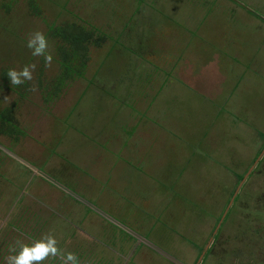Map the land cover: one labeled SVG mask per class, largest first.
<instances>
[{
  "label": "rangeland",
  "instance_id": "obj_1",
  "mask_svg": "<svg viewBox=\"0 0 264 264\" xmlns=\"http://www.w3.org/2000/svg\"><path fill=\"white\" fill-rule=\"evenodd\" d=\"M65 24L101 38L85 44L79 77L63 75L60 53L67 47L52 31ZM36 31L47 38L50 63L26 46ZM33 64L31 81L11 84L9 69ZM53 85L56 95L46 97ZM7 110L19 133L0 134V191L26 183L36 200L22 198L27 210L7 216L11 201L0 195V264L16 241L31 244L47 234L79 264H264L235 241L240 226L253 223L244 213L254 216L255 196L264 192V0H0V113ZM67 113L74 132L90 130L89 148L98 145L97 158L92 152L99 170L108 168L105 176L115 159L139 158V149L155 154L161 133L165 152L157 156L169 175L160 198L137 202L143 214L133 208L114 217L165 255L112 226L108 217L117 219L82 199L71 203L30 181L25 173L35 172L4 152L8 147L29 161L48 159L54 153L43 147L55 136L47 133ZM173 139L181 146L171 152ZM57 153L65 154L55 150L53 164ZM149 161L153 175L161 163ZM106 177V187L118 186ZM248 191L242 210L240 197ZM83 194L102 210L111 202L92 190ZM43 264L59 261L49 257Z\"/></svg>",
  "mask_w": 264,
  "mask_h": 264
},
{
  "label": "crops",
  "instance_id": "obj_2",
  "mask_svg": "<svg viewBox=\"0 0 264 264\" xmlns=\"http://www.w3.org/2000/svg\"><path fill=\"white\" fill-rule=\"evenodd\" d=\"M119 67V66H117ZM191 70V69H190ZM182 81V80H181ZM60 85V84H59ZM58 85V86H59ZM148 88L145 85V90L148 91ZM56 87L55 85L51 86V88L46 91V97L48 95L55 96L56 95ZM99 99V98H98ZM47 100V98H45ZM104 101V98L102 99ZM104 110V108H103ZM2 112V111H1ZM68 113L64 116L62 115V118L64 121H55L54 129L52 132H49L47 134H51V139L53 138L52 143L47 145V147H43L45 154L49 155L48 159H45L43 156H41V160L37 161V158H35L33 161H29L26 159H23L21 157L15 156L10 148L4 147V152L6 155L12 157L17 161V163L21 164L23 168H26L28 170L34 171L33 175L28 177L27 172L25 173L27 176L26 178L30 181L32 180H38L42 184L47 185V189H53L56 193H61L63 197L67 198L72 203V197H74V200H79L83 203L85 201L89 207L98 209L102 215H110L112 218L115 215H121L126 213H133V208H137L136 213L143 214L142 211L138 210V205L136 204L139 202L142 204L146 199L150 198H160L163 183L166 181V177L169 175V171L167 170V162L162 159L159 155L162 151L165 152V149L162 145V142H159L162 137L161 133L159 134L158 128L154 125V123H151L150 127H154L155 131L159 134L158 136V143L154 144V149H151L154 151L155 154H150L148 150L146 149H139L137 152H139V158H136V153L131 156L132 158L128 160L127 159H115V161L112 162L110 174L106 175L115 178V183H117L116 186H111V188L106 187L105 184H109V178L106 177L104 174L108 172V168L104 167L103 169L100 168L102 175L99 173V159H96L99 154V147L96 143H91L92 148H89L88 137H91L90 130L88 129L85 133H77L73 131V124L71 123V120L66 118ZM11 116V115H10ZM104 116V115H103ZM101 115V118L103 117ZM50 117H48V121L51 123ZM107 118L105 117L103 122H106ZM99 120L97 121V124L95 125V131L96 127L98 129ZM98 125V126H97ZM57 126L59 129L56 131ZM15 130L19 133V130ZM92 133V131H91ZM3 135V134H1ZM5 136V135H3ZM9 137V136H6ZM149 137V134L147 136V139ZM96 139V138H95ZM175 140V139H173ZM173 143L171 147V152H174V150H178V147L181 146L180 142ZM63 151L65 154L57 153L56 159L57 162L55 164L51 161V156H55V150ZM167 149V148H166ZM96 150V151H95ZM92 151H95L96 158L94 157ZM150 151V150H149ZM159 159V163H161V168H156V172L153 171V175H151L152 171H150L148 162L151 158ZM161 158V159H160ZM117 161V162H116ZM181 162V160H180ZM180 166V165H179ZM140 167V169H139ZM99 176H101V180L99 181ZM104 176V177H103ZM103 177V178H102ZM156 177V178H153ZM156 179V180H155ZM124 183V184H121ZM126 183V184H125ZM152 183H155L157 185V188L154 187ZM120 184V185H119ZM139 185L137 188L136 185ZM25 184H23V189L16 188V191H12L11 187L12 185L9 184L8 186H5V189L0 191L1 198L10 200L11 201V207L7 208V214H11L14 209L18 210L19 213H24L27 209L23 207L20 203L21 199H34L36 198L33 196L36 192L33 191L32 197L29 195V192L25 190ZM15 187H17L15 185ZM99 187H101L99 189ZM45 188V187H44ZM112 189L111 194L105 195L104 192L99 193L100 190H109ZM115 189V190H114ZM151 189H154V194H152ZM49 190V189H48ZM88 190H92L96 192L95 198L102 196V197H108L107 199H110V204L106 203L107 206H109L107 209L102 210L99 208V204L94 205L93 202H88L85 199H87V196L84 194L82 195V192L88 193ZM38 193V192H37ZM157 193V194H155ZM105 195V196H104ZM65 198V199H66ZM83 201H82V200ZM102 200H105L104 198ZM135 201V204L133 201ZM3 201V200H2ZM77 202V201H76ZM94 205L93 206H91ZM7 206V205H6ZM5 206V207H6ZM16 207V208H15ZM65 208V207H64ZM49 212L53 213L55 216L62 215V212L54 213L53 210H49ZM105 215V216H107ZM8 216V215H7ZM110 223L112 226L117 227L119 230H124L125 232L129 233L130 228L127 226H124L125 223L122 221H119L118 218L116 221L111 220L110 217ZM60 221H63L64 218H60ZM127 227V228H126ZM132 231V230H131ZM131 235V234H130ZM137 237L143 239V237L138 236L134 233ZM133 236V235H131ZM134 237V236H133ZM136 238V237H135ZM138 239V238H136ZM139 240V239H138ZM144 240V239H143Z\"/></svg>",
  "mask_w": 264,
  "mask_h": 264
},
{
  "label": "clouds",
  "instance_id": "obj_3",
  "mask_svg": "<svg viewBox=\"0 0 264 264\" xmlns=\"http://www.w3.org/2000/svg\"><path fill=\"white\" fill-rule=\"evenodd\" d=\"M26 46L32 50L33 56H44L46 63L51 62L52 56L47 54L48 41L42 32L36 31L30 34ZM34 70V64L25 65L20 70L9 69L7 77L12 85H23L33 79ZM57 243V239L52 234H47L31 244L16 241L9 247V255L5 258L6 264H43L49 257L58 259L59 264H79V259L74 253L62 252L57 247Z\"/></svg>",
  "mask_w": 264,
  "mask_h": 264
},
{
  "label": "trees",
  "instance_id": "obj_4",
  "mask_svg": "<svg viewBox=\"0 0 264 264\" xmlns=\"http://www.w3.org/2000/svg\"><path fill=\"white\" fill-rule=\"evenodd\" d=\"M52 32L67 47L63 48L64 50H61L60 53L62 56L61 67L63 75L79 77L86 62L85 44L89 41L97 45L101 41V38L92 39L89 32H85L80 26L73 24H65V26L56 28ZM59 83L60 81L55 85H59ZM7 112L8 110L0 113V134L10 137L16 133V130L14 122L12 123V117L10 114L7 115Z\"/></svg>",
  "mask_w": 264,
  "mask_h": 264
},
{
  "label": "flooded vegetation",
  "instance_id": "obj_5",
  "mask_svg": "<svg viewBox=\"0 0 264 264\" xmlns=\"http://www.w3.org/2000/svg\"><path fill=\"white\" fill-rule=\"evenodd\" d=\"M260 160H258L257 164L259 163ZM251 170V169H250ZM249 170V171H250ZM242 195V193H241ZM241 199L244 200V202H241L244 206L241 208L242 210H246L247 209V204L246 202L248 201V199L250 198V194L249 191L245 192L244 195L242 197H240ZM256 203L255 206L253 207V209H255L254 212V216L248 217L249 214L246 211L244 213V217L249 220V218L252 220V224H245V225H241L239 230H238V236L240 237L239 239H236L235 241H237V243L240 242L241 240V247L242 248V252L243 253H247V252H252L256 258V263H264V192L263 191H259L256 196ZM240 203V202H239ZM248 203V202H247ZM261 204V205H260ZM249 206V205H248ZM227 211V210H226ZM229 211V209H228ZM227 211V213H228ZM227 213L224 216V220L227 219ZM261 215V216H259ZM232 225V223H230ZM247 226H252L251 228H248ZM218 226H214V228L212 229V237L209 239V246H211L212 242L215 239L216 236V231ZM225 231V230H224ZM227 232L232 231L231 228L226 230ZM225 231V232H226ZM226 232V233H227Z\"/></svg>",
  "mask_w": 264,
  "mask_h": 264
},
{
  "label": "water",
  "instance_id": "obj_6",
  "mask_svg": "<svg viewBox=\"0 0 264 264\" xmlns=\"http://www.w3.org/2000/svg\"><path fill=\"white\" fill-rule=\"evenodd\" d=\"M131 235H133L134 237H136V238H138L141 242H143L144 244H146V245H148L149 247H151L153 250H156L157 252H159L160 254H162V255H165V254H163L162 252H160L159 250H157V248H155V247H153V246H151L148 242H146L145 240H143V239H141V238H139V237H137L136 235H134L133 233H131V232H129ZM169 257V256H168ZM170 258V257H169Z\"/></svg>",
  "mask_w": 264,
  "mask_h": 264
}]
</instances>
